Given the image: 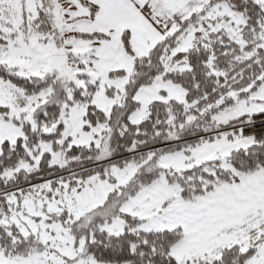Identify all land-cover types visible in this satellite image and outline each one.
<instances>
[{"label": "snow or ice", "instance_id": "1", "mask_svg": "<svg viewBox=\"0 0 264 264\" xmlns=\"http://www.w3.org/2000/svg\"><path fill=\"white\" fill-rule=\"evenodd\" d=\"M0 264H264V0H0Z\"/></svg>", "mask_w": 264, "mask_h": 264}]
</instances>
